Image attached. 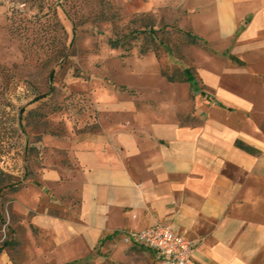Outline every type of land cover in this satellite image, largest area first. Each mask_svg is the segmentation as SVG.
<instances>
[{"label":"crops","instance_id":"obj_1","mask_svg":"<svg viewBox=\"0 0 264 264\" xmlns=\"http://www.w3.org/2000/svg\"><path fill=\"white\" fill-rule=\"evenodd\" d=\"M183 10L199 42L188 120L115 95L94 129L42 142L14 209L48 235L56 264L158 223L192 241L196 264H264V0H183ZM53 146L65 156L49 159Z\"/></svg>","mask_w":264,"mask_h":264},{"label":"rangeland","instance_id":"obj_2","mask_svg":"<svg viewBox=\"0 0 264 264\" xmlns=\"http://www.w3.org/2000/svg\"><path fill=\"white\" fill-rule=\"evenodd\" d=\"M184 16L183 0H0V171L8 176L0 181V264H56L48 235L14 209L46 157L44 140L94 129L102 102L115 95L190 118L194 85L177 81L184 66L194 74ZM53 147L49 159L65 156ZM105 247L77 262L155 264L122 239Z\"/></svg>","mask_w":264,"mask_h":264},{"label":"built area","instance_id":"obj_3","mask_svg":"<svg viewBox=\"0 0 264 264\" xmlns=\"http://www.w3.org/2000/svg\"><path fill=\"white\" fill-rule=\"evenodd\" d=\"M125 243L136 244L153 252L156 264H196L192 260L193 244L170 225L154 224L122 234Z\"/></svg>","mask_w":264,"mask_h":264},{"label":"trees","instance_id":"obj_4","mask_svg":"<svg viewBox=\"0 0 264 264\" xmlns=\"http://www.w3.org/2000/svg\"><path fill=\"white\" fill-rule=\"evenodd\" d=\"M144 33H145L146 41H147V39H148V42H151V43H153L152 41H155L157 36H156V31L153 30V28H149ZM185 36L188 37L187 42H188L189 45H196V44L199 43L198 42V38L195 35H193L190 31H187L185 33ZM158 44L159 45H165L161 39L158 40ZM112 47H117V42H114L112 44ZM148 50L149 49L146 48L145 50H142V53H145ZM164 76L166 77V79L168 81H174L173 76H167L165 74H164ZM177 81H179V82H187V83H189L190 85L193 86L194 83H195V77H194V75L192 73L191 67L184 66V68H182V70H181V76H180V78ZM5 177H8V176L0 171V181H1V178H5ZM16 190H17V188L14 187V191H16ZM5 245H7V244L4 243L2 246H0V253L2 252V249L4 248ZM64 264H87V263H78L77 261H71V262H67V263H64Z\"/></svg>","mask_w":264,"mask_h":264}]
</instances>
